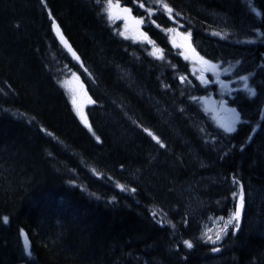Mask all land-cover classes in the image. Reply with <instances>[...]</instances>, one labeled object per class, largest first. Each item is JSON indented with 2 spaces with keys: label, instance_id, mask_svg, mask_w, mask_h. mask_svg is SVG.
I'll return each instance as SVG.
<instances>
[{
  "label": "trees",
  "instance_id": "16d2710c",
  "mask_svg": "<svg viewBox=\"0 0 264 264\" xmlns=\"http://www.w3.org/2000/svg\"><path fill=\"white\" fill-rule=\"evenodd\" d=\"M118 3L138 39L108 0H0V264H264V0ZM203 11L255 28L231 34ZM179 35L231 83L233 131L208 115L216 85ZM69 72L90 128L61 86ZM241 192L239 229L206 241Z\"/></svg>",
  "mask_w": 264,
  "mask_h": 264
},
{
  "label": "rangeland",
  "instance_id": "374dc122",
  "mask_svg": "<svg viewBox=\"0 0 264 264\" xmlns=\"http://www.w3.org/2000/svg\"><path fill=\"white\" fill-rule=\"evenodd\" d=\"M124 8L120 6V8L117 10L116 15L119 17L118 19H121L125 22V28L128 30H132L133 33H137L138 24L136 21V24L132 23L131 20H136L135 17L129 12H124ZM206 18L213 22V24H216L218 26H222L225 30H227L230 33L235 34H241V33H249L251 32L255 26L253 21L251 20H242L241 22H236L235 20H230L226 15L220 14V13H210V12H204ZM135 22V21H134ZM177 43L184 46L187 45V39L181 37L179 35L178 38L175 39ZM189 57L192 61H194L196 64L193 66L195 70L199 73V77H203V80L208 81L213 80V82L216 84V92L218 95L213 94L204 99L205 107L208 112V115L211 117L213 122L226 132L228 131V127H231L233 130L236 126V122L238 120L237 113L238 110H233L232 107L228 103L225 102L224 97L225 96H231L232 95V85L229 81L226 79H223V76L217 67V64L213 63L212 61L208 60L207 58L202 57L201 55H197L196 53H189ZM202 58V59H201ZM204 61L210 62V64H205ZM211 65H215V67H211ZM204 73V74H200ZM61 86L65 89L66 93L69 96V99L74 107L75 112L78 114V116H82L86 112L85 108V102L87 100L86 95L84 94L82 88H81V79L80 77L74 73L69 72L68 76L61 81ZM73 100H75V104L73 103ZM223 105L227 106L228 113H226L221 107ZM79 110V111H78ZM232 130V131H233ZM239 202V203H238ZM237 208L240 205V199L238 200ZM204 203L201 202L200 206H203ZM199 207V206H197ZM243 209H245V206L243 204ZM231 217V214L224 218L222 221H217L215 225L209 227L206 230V233L208 235H212L213 239H215V233L223 226L224 221L229 219ZM228 230V229H227ZM226 232L228 233V231ZM226 232L221 234V238L224 237ZM205 240H207V237L205 236ZM210 242V241H209ZM217 243V242H216Z\"/></svg>",
  "mask_w": 264,
  "mask_h": 264
},
{
  "label": "snow or ice",
  "instance_id": "6c2138e0",
  "mask_svg": "<svg viewBox=\"0 0 264 264\" xmlns=\"http://www.w3.org/2000/svg\"><path fill=\"white\" fill-rule=\"evenodd\" d=\"M141 7H143V5H141ZM162 7L165 9V11L168 14L169 18L170 19H174V17L172 16L173 9L170 8L167 4H162ZM113 8H116V9H119L120 8V5L118 3V0H117V3H115V4H113V0H108V15H109V19L119 18V17H113V14H112V9ZM123 11L124 12H129L130 10L125 8V9H123ZM137 23H142V21H137ZM56 30H57V35H59L60 38H61V40L63 41V36L61 35L58 26H57V29ZM167 31L168 32H175L176 29H167ZM188 35H190V33ZM64 43L67 46L66 41ZM148 43H152V41L149 40ZM177 46L179 47V45H177ZM69 51H72L70 47H69ZM158 53H159L158 58L163 59L162 50H160V49H155L152 54L154 56H157ZM72 55L77 60H79V57L76 56L75 52H72ZM185 58L187 59V57H185ZM204 63L205 64H210V62H208V61H204ZM211 67L214 68L215 65H211ZM181 79L183 80L184 78L181 77ZM244 79H247V78L245 77ZM73 103L75 104V100H73ZM89 128H90V126H89ZM227 130L228 131H232L233 129L231 127H228ZM145 131H147V129H145ZM148 134L149 135H153L151 132H149ZM97 139H99V138L97 137ZM153 139H155L157 141V143H160L158 137H156V136L153 135ZM120 187L123 190V186H120ZM133 191H134V189H133ZM239 199H240V205H239V207L237 208L236 211H234L231 214V217L229 219H227L226 221H224L223 226L215 233V239H213V236L212 235H208L207 233H205V235L207 236V240L208 241H210L211 243L215 244L218 240L221 239V234L224 233V232H226V230L228 229V227L230 225H233L234 231L239 229V220H240V217H241V210L243 208V192H241ZM155 215H156V213L154 212L153 213V216H155ZM220 219L221 220H224L223 217H221ZM5 222H6V218H5ZM184 244L188 248H191L193 246L190 241H185ZM213 251H219V249L216 248V249H213Z\"/></svg>",
  "mask_w": 264,
  "mask_h": 264
},
{
  "label": "bare ground",
  "instance_id": "6f19581e",
  "mask_svg": "<svg viewBox=\"0 0 264 264\" xmlns=\"http://www.w3.org/2000/svg\"><path fill=\"white\" fill-rule=\"evenodd\" d=\"M79 119L81 120V122H82L85 126H87V127L89 126V121H88V117H87L86 113L83 114L82 116H80ZM85 121H86V122H85Z\"/></svg>",
  "mask_w": 264,
  "mask_h": 264
},
{
  "label": "water",
  "instance_id": "95a60500",
  "mask_svg": "<svg viewBox=\"0 0 264 264\" xmlns=\"http://www.w3.org/2000/svg\"><path fill=\"white\" fill-rule=\"evenodd\" d=\"M65 44V43H64ZM27 244H28V242H27Z\"/></svg>",
  "mask_w": 264,
  "mask_h": 264
}]
</instances>
